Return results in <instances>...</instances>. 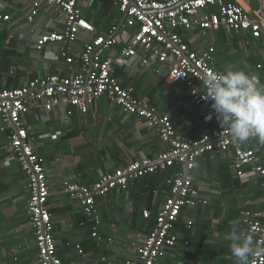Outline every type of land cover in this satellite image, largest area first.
Instances as JSON below:
<instances>
[{"label": "crops", "instance_id": "crops-1", "mask_svg": "<svg viewBox=\"0 0 264 264\" xmlns=\"http://www.w3.org/2000/svg\"><path fill=\"white\" fill-rule=\"evenodd\" d=\"M3 1L11 5L12 23L9 33L0 28V46L2 50L14 53V58L0 54V88L12 83L9 76L17 73L22 75L17 80L19 86L33 77L53 73L73 75L80 70L77 59L68 65L57 57L59 44H51L41 52L32 48L35 36L60 29L59 13L41 10L28 24L25 12L31 0ZM234 1L251 10L257 8L260 0ZM108 3L80 0L86 28L79 33L76 45L98 34L108 35L106 30L115 9ZM115 30L113 34L119 42L106 51L108 58L117 55L132 31L129 27ZM178 33L193 51L213 48L209 64L214 69L243 70L255 75L259 84L264 85V33L257 39L224 28L204 33L198 29H179ZM139 51L143 50L139 48ZM10 60L13 61L6 69ZM258 64L261 65L259 69ZM152 68L153 65L145 68L140 63L114 66L112 74L123 87L131 88L136 97L146 99L152 107L168 114L178 134L198 137L215 126L202 121V110L182 83H169L164 68L160 73L153 72ZM23 121L34 136L35 151L44 158L50 191L47 206L61 260L71 264H104L101 257L107 256L117 264H123L126 259L134 258L136 248L146 234L139 225L136 226V217L141 209L152 211L161 207L168 195L166 184H160L158 178L157 184L153 179H139L131 182L126 190H113L106 196L97 197L98 239L91 236V225L84 220L78 200L62 192L61 185L64 180L89 185L100 174L142 156L154 158L169 145L160 140L154 127L134 115L122 113L105 97L98 99L86 113L69 106H56L48 111L34 107L23 116ZM6 144V134L0 131V264H38L27 214V180L18 163L6 151ZM244 146L255 148L256 142L250 138ZM191 173L193 185L207 204L183 208L172 230L177 243L155 264H236L227 235L234 224L244 231L240 223L246 212L258 216L264 211L261 180L257 175L238 178L231 165L230 150L206 153L197 160ZM187 224L191 227L187 228ZM75 244L80 245L84 255L78 253Z\"/></svg>", "mask_w": 264, "mask_h": 264}, {"label": "built area", "instance_id": "built-area-1", "mask_svg": "<svg viewBox=\"0 0 264 264\" xmlns=\"http://www.w3.org/2000/svg\"><path fill=\"white\" fill-rule=\"evenodd\" d=\"M113 1L124 15L121 27H129L132 31L124 39V46L117 55L108 58L105 57L106 51L119 42L113 33L98 34L76 45L79 33L86 28L80 0H31L25 12L26 23H32L41 10H49L61 15L59 21L62 24L60 29L35 36L32 48L41 52L51 44H59L57 57L68 65L77 59L80 70L73 75L53 73L46 77L37 76L17 87L0 89V131L6 134V151L18 163L27 180V214L38 264L71 263L63 262L57 254L47 206L50 191L44 158L35 151L34 136L28 132L23 121V116L34 107L48 111L56 106H69L86 113L98 99L105 97L122 113L134 115L154 127L160 140L169 145L154 158L142 156L125 166L100 174L89 185L62 182L61 191L78 200L84 220L91 225V236L98 239L100 218L95 204L97 197L106 196L113 190H126L131 182L148 174L165 171L175 165L181 168L166 176L168 195L156 212L155 223L142 236L135 257L126 259L123 264H155L168 248L176 245L177 236L172 230L183 208L207 204L193 185L191 173L197 160L206 153L230 150L235 175L240 179L257 175L264 189V143L253 138L256 147L251 148L244 146V142L235 141L228 130L223 131L219 125L211 101L203 98L205 75L213 71L222 72L209 64L214 49L193 51L178 33L179 29H198L204 33L224 28L235 33L244 32L257 39L264 33V0L251 10L234 0ZM10 7L9 3L0 0V28L6 32L12 23ZM11 38L8 34V39ZM135 63L145 68L153 65L155 73L164 68L167 82L182 83L193 102L202 110V121L215 126L198 137L178 134L168 114L152 107L146 99L136 97L131 88L123 87L112 74L114 66H133ZM257 68L261 65L258 64ZM209 115L212 118L206 119ZM248 167L250 169L245 170ZM142 215L148 218L151 212L145 209ZM240 225L264 246V211L258 216L246 212ZM186 227L191 226L187 224ZM74 248L84 255L79 244H75ZM101 260L104 264H117L107 256L101 257ZM248 264H264V254L250 256Z\"/></svg>", "mask_w": 264, "mask_h": 264}, {"label": "clouds", "instance_id": "clouds-1", "mask_svg": "<svg viewBox=\"0 0 264 264\" xmlns=\"http://www.w3.org/2000/svg\"><path fill=\"white\" fill-rule=\"evenodd\" d=\"M203 98L211 108L223 131L240 143L256 138L264 143V85L243 70L226 69L209 72L203 79ZM211 115L206 119H211ZM236 264H248L249 257L264 254V246L253 235L232 225L227 235Z\"/></svg>", "mask_w": 264, "mask_h": 264}, {"label": "trees", "instance_id": "trees-1", "mask_svg": "<svg viewBox=\"0 0 264 264\" xmlns=\"http://www.w3.org/2000/svg\"><path fill=\"white\" fill-rule=\"evenodd\" d=\"M101 1L103 3L109 2L108 4H110V6L115 7L114 11H112V13H111V17H110L111 20H110V23H109L108 28L106 30L107 34L110 35V34H112L114 32V30H115V28H116V26H117V24H118V22H119V20H120V18L122 16V13L119 11L118 7L115 6L116 4L114 3L113 0H101ZM96 25L99 27L98 24H96ZM0 54H2V55L6 54L8 57L14 58V53H11L10 51L2 50L1 46H0ZM10 58H8V59H10ZM12 61L13 60H10V62L7 63V68L6 69L9 68L10 63ZM20 76H22V75H20L19 73L15 74V76L10 75L9 77H11L13 79V81H12V83L6 85V87L7 88L17 87L18 86L17 85L18 84L17 80L20 78ZM1 88H4V87H1ZM180 170H181V168L179 166H176V167H173V168H169L167 171H163L161 173L147 175V176H145V177H143L141 179H145V178L153 179L154 181H156V184H157V180L159 179L160 180L159 181L160 184L164 185L165 184L164 178H165V176H167V174L173 173L175 171L177 172V171H180ZM157 187H159V185H157ZM142 211H143L142 209L139 211V214L136 217L135 224H136L137 227L139 225L140 229H143V231L147 233L153 227V225L155 223V215H156L157 210L150 211L151 212V216L148 217V218H144L143 217ZM33 252H35V253L37 252L36 247L34 248Z\"/></svg>", "mask_w": 264, "mask_h": 264}, {"label": "water", "instance_id": "water-1", "mask_svg": "<svg viewBox=\"0 0 264 264\" xmlns=\"http://www.w3.org/2000/svg\"><path fill=\"white\" fill-rule=\"evenodd\" d=\"M123 20H124V15L122 16L121 20L119 21V23H118V25H117V27H116L115 32H116V31H117V32L119 31L120 27H121L122 24H123Z\"/></svg>", "mask_w": 264, "mask_h": 264}]
</instances>
